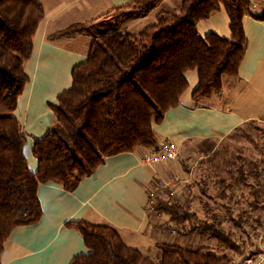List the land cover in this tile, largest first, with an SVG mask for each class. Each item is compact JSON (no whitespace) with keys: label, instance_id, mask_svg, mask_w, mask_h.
<instances>
[{"label":"trees","instance_id":"obj_1","mask_svg":"<svg viewBox=\"0 0 264 264\" xmlns=\"http://www.w3.org/2000/svg\"><path fill=\"white\" fill-rule=\"evenodd\" d=\"M162 1L134 0L96 20L74 23L49 35L52 41L88 35L92 44L87 60L72 71V86L53 105V124L45 135L34 138L38 169L32 171L24 153L28 135L15 110L30 80L25 62L32 54L33 38L45 8L41 0H0V264L13 230L41 219V183L53 181L72 191L108 155L137 147L157 149L154 124L179 104L188 85V71L197 69L199 73L193 92L197 105L222 91L224 77H239L247 46L243 18L250 13L264 19V14L251 11L250 0H182L179 8L160 11L156 22L140 32L125 30L127 24L147 17ZM222 7L230 18L231 38L215 33L202 36L197 23ZM262 171L264 166L259 161H250L246 169L242 165L231 173L234 183L254 179L249 193L252 201L248 202L254 210L263 207ZM217 177L231 187L223 176L216 173ZM164 193L165 199L158 196L153 208L175 221L170 230L177 234L178 222L194 221L197 226L192 228L217 240L218 248L239 249L209 202L207 219H200L190 212L188 202L172 201L171 193ZM226 211L235 218L231 209ZM233 224L241 225V220ZM68 225L79 230L89 248L88 254L75 256L69 264H240L223 250L219 253L211 246H185L173 241L159 243V255L152 259L128 246L112 225L86 220Z\"/></svg>","mask_w":264,"mask_h":264},{"label":"crops","instance_id":"obj_2","mask_svg":"<svg viewBox=\"0 0 264 264\" xmlns=\"http://www.w3.org/2000/svg\"><path fill=\"white\" fill-rule=\"evenodd\" d=\"M41 1L45 17L34 35L32 54L25 62L30 80L15 110V116L28 135L24 153L32 171L38 169L33 153L34 138L45 135L53 124V105L58 103V96L72 86V71L87 60L92 44L91 37L83 34L55 41L50 40L49 35L74 23L96 20L134 0ZM181 3L182 0H163L148 16L177 9ZM251 11L264 14V4L254 5ZM243 24L247 46L239 77H224L222 91L197 105L193 92L199 83V73L197 69L188 71L185 74L188 85L179 104L170 108L160 123L154 124L159 143L169 140L179 151L192 140L207 145V202L211 201L215 190L209 181L216 178V173H211L212 163L221 159L223 162L225 157L216 154L221 141L249 122L264 123V19L249 13L244 16ZM197 30L202 36L215 33L231 38L230 18L225 8L199 21ZM148 150L137 147L133 151L106 156L104 162L72 191L53 181L41 183L38 195L42 217L35 224L13 230L4 245L2 264H69L75 256L88 254L82 234L68 225L74 220L112 225L128 246L157 258L159 243L172 242L166 232L173 221L168 218L161 223L165 214L155 216L153 207H149V191L160 180L174 176L178 179L179 192L185 186L179 184L181 180L188 181L191 168L178 158L144 164L142 156ZM161 195L164 198L166 193Z\"/></svg>","mask_w":264,"mask_h":264},{"label":"rangeland","instance_id":"obj_3","mask_svg":"<svg viewBox=\"0 0 264 264\" xmlns=\"http://www.w3.org/2000/svg\"><path fill=\"white\" fill-rule=\"evenodd\" d=\"M258 3L262 5L264 0H250V8L254 9V5ZM155 22L156 16L150 15L127 24L125 30L138 33ZM217 153L223 154L225 157L223 162H221V159L215 164L212 163V171L217 174L221 172L220 174L228 180L227 184L230 183L231 187H227L226 183H220L221 181H219L218 177L208 179L212 182V188L215 189L209 204L212 205V211L216 209L215 211L219 213V220H221L222 226L226 232L236 239L239 249L234 251L221 246L218 248L217 240L207 238L192 228L194 225L197 226L194 221L190 223L188 221L184 224L178 222L176 224L177 234L174 229L166 233H169V237L171 236V241L181 245L193 247L211 246L217 249L219 253H222L220 250H223L228 255L233 256L240 264H264V196L260 198V203L263 207L254 210L248 204V202L252 201L249 193L254 179H249V182L244 184L234 183L230 179L233 171L242 165L246 169L250 161H259L261 167L264 166V123L258 121L249 122L239 131L222 140L217 148ZM178 161H183L187 168H191V175L188 176L189 179H186L188 181L181 180L179 185L185 184V186L179 192L177 190L172 196V201L183 205L188 202L191 208L190 212L196 214L200 219H207V145L194 142L193 140L188 141V144L178 151ZM224 168L227 169L223 170ZM262 173L264 174V171ZM185 188L186 190L184 191ZM167 196L169 195L167 194ZM226 208L232 210L235 218L231 219L229 217ZM152 212L155 216L160 213H157L154 208ZM168 218L169 216L165 214L161 219V223L168 220ZM240 220L241 225L233 224L240 222ZM171 225L174 228L175 221Z\"/></svg>","mask_w":264,"mask_h":264},{"label":"built area","instance_id":"obj_4","mask_svg":"<svg viewBox=\"0 0 264 264\" xmlns=\"http://www.w3.org/2000/svg\"><path fill=\"white\" fill-rule=\"evenodd\" d=\"M178 147L171 141L166 140L159 143L158 148L143 154L142 161L144 164H155L164 161H171L178 158ZM177 178L173 177L169 180H160L149 191V207H153L158 196L162 192H170L173 196L177 192Z\"/></svg>","mask_w":264,"mask_h":264}]
</instances>
